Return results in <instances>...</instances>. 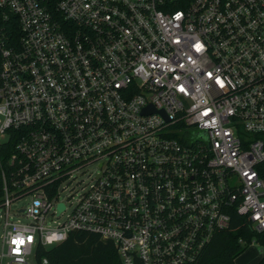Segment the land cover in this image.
I'll use <instances>...</instances> for the list:
<instances>
[{
	"label": "built area",
	"instance_id": "obj_1",
	"mask_svg": "<svg viewBox=\"0 0 264 264\" xmlns=\"http://www.w3.org/2000/svg\"><path fill=\"white\" fill-rule=\"evenodd\" d=\"M4 145L0 264L75 232L200 264L235 213L264 234V0H0Z\"/></svg>",
	"mask_w": 264,
	"mask_h": 264
},
{
	"label": "trees",
	"instance_id": "obj_2",
	"mask_svg": "<svg viewBox=\"0 0 264 264\" xmlns=\"http://www.w3.org/2000/svg\"><path fill=\"white\" fill-rule=\"evenodd\" d=\"M191 1L184 0V5ZM11 152L12 146L0 147V157L5 154L7 158ZM3 164L0 163V207L3 196L1 171ZM258 171L264 179V163L258 166ZM253 242H258L262 246V258L258 264H264V234L252 229L246 217L235 213L232 215L229 229L214 233L211 241L204 248L199 262L200 264H236V260ZM43 258H46L49 264H122L113 242L86 232L72 233L63 243L49 248L38 247L37 263H40Z\"/></svg>",
	"mask_w": 264,
	"mask_h": 264
},
{
	"label": "rangeland",
	"instance_id": "obj_3",
	"mask_svg": "<svg viewBox=\"0 0 264 264\" xmlns=\"http://www.w3.org/2000/svg\"><path fill=\"white\" fill-rule=\"evenodd\" d=\"M5 154H2L0 159L3 160L2 157H5L4 156ZM1 163V161H0ZM5 163V162H4ZM93 172L95 173V171L93 170V168L90 169V173ZM85 181V183H87L88 181H90V177L89 176H86V177H82L79 179V181ZM85 183H81V185H79L78 187H76V190L79 192L82 190V186L83 184ZM72 191L70 189H67L65 190L64 193L61 194V198L60 200H64V201H67V197H70ZM78 198V195H75V197L73 199H70V201L72 202H75L76 199ZM29 202L30 200L29 199H23L17 203H15L13 206H12V213H11V219L10 221H21V222H24L25 219L22 218V217H17L13 214V211L15 210H18V209H26L29 205ZM5 211L1 208L0 209V246H1V235L3 233V228H4V223H5ZM262 251H263V248L262 246L258 243V242H253L249 247L248 249L245 251L244 254H242L237 260H236V264H258L259 261L261 260L262 258ZM247 262V263H246Z\"/></svg>",
	"mask_w": 264,
	"mask_h": 264
},
{
	"label": "water",
	"instance_id": "obj_4",
	"mask_svg": "<svg viewBox=\"0 0 264 264\" xmlns=\"http://www.w3.org/2000/svg\"><path fill=\"white\" fill-rule=\"evenodd\" d=\"M60 209H61V210H64V206H63V205H61Z\"/></svg>",
	"mask_w": 264,
	"mask_h": 264
},
{
	"label": "snow or ice",
	"instance_id": "obj_5",
	"mask_svg": "<svg viewBox=\"0 0 264 264\" xmlns=\"http://www.w3.org/2000/svg\"><path fill=\"white\" fill-rule=\"evenodd\" d=\"M19 243H22V241H20Z\"/></svg>",
	"mask_w": 264,
	"mask_h": 264
},
{
	"label": "crops",
	"instance_id": "obj_6",
	"mask_svg": "<svg viewBox=\"0 0 264 264\" xmlns=\"http://www.w3.org/2000/svg\"><path fill=\"white\" fill-rule=\"evenodd\" d=\"M244 263H245V262H244ZM244 263H243V264H244ZM246 263H247V262H246ZM237 264H238V263H237Z\"/></svg>",
	"mask_w": 264,
	"mask_h": 264
}]
</instances>
